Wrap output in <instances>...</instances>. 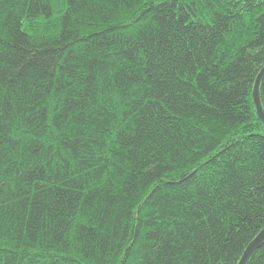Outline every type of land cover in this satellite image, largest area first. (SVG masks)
Returning a JSON list of instances; mask_svg holds the SVG:
<instances>
[{
  "label": "trees",
  "instance_id": "16d2710c",
  "mask_svg": "<svg viewBox=\"0 0 264 264\" xmlns=\"http://www.w3.org/2000/svg\"><path fill=\"white\" fill-rule=\"evenodd\" d=\"M263 66L264 0H0V264H237Z\"/></svg>",
  "mask_w": 264,
  "mask_h": 264
},
{
  "label": "water",
  "instance_id": "95a60500",
  "mask_svg": "<svg viewBox=\"0 0 264 264\" xmlns=\"http://www.w3.org/2000/svg\"><path fill=\"white\" fill-rule=\"evenodd\" d=\"M264 75V66L258 73L252 88V99L255 106L256 114L259 120L264 124V111L260 101L259 85ZM264 243V227L258 234L247 244L237 264H246L252 254Z\"/></svg>",
  "mask_w": 264,
  "mask_h": 264
}]
</instances>
